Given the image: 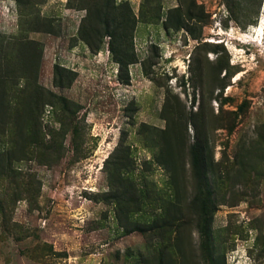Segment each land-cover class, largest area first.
<instances>
[{
  "label": "rangeland",
  "instance_id": "rangeland-1",
  "mask_svg": "<svg viewBox=\"0 0 264 264\" xmlns=\"http://www.w3.org/2000/svg\"><path fill=\"white\" fill-rule=\"evenodd\" d=\"M42 1L0 0V264H264V0H75L68 61Z\"/></svg>",
  "mask_w": 264,
  "mask_h": 264
},
{
  "label": "crops",
  "instance_id": "crops-1",
  "mask_svg": "<svg viewBox=\"0 0 264 264\" xmlns=\"http://www.w3.org/2000/svg\"><path fill=\"white\" fill-rule=\"evenodd\" d=\"M5 4L10 11H14L16 7V0H4ZM120 1V0H119ZM130 2L132 9L135 11L137 0H126ZM43 0L40 3H36L35 6L40 9L42 16L45 18H50L53 20V23H62L63 29L62 32V56L68 60H79V59H88L91 57L104 58L105 48L102 44L99 52H93L88 44L82 40L78 35L80 31V26L82 23L87 22L88 12L86 8L80 7L77 8V1L73 0ZM66 24V25H65ZM34 36L46 38L47 35L43 33L32 32ZM52 37L51 35H49ZM76 38V39H75ZM57 39V38H56ZM74 40V41H73ZM53 43V41H52ZM56 43V41H54Z\"/></svg>",
  "mask_w": 264,
  "mask_h": 264
},
{
  "label": "trees",
  "instance_id": "trees-1",
  "mask_svg": "<svg viewBox=\"0 0 264 264\" xmlns=\"http://www.w3.org/2000/svg\"><path fill=\"white\" fill-rule=\"evenodd\" d=\"M83 40V39H82ZM89 47L91 48V50L95 53L100 51V48L102 46V43H100L98 46H93L91 43L86 42ZM117 63L120 65V72L126 70V72L128 73V68L130 65L134 64L135 62H133L132 60L130 61H117ZM195 150H197V148H199V145L196 144L195 145ZM201 157L200 155L196 154L194 155V168H195V172L196 174H201L203 173L202 171V165H201ZM211 223L212 222V217L208 218L207 217V210L206 208H204L203 214H202V227H201V234L204 236V238L209 241V238L211 236V226L209 224L208 228H205L206 223Z\"/></svg>",
  "mask_w": 264,
  "mask_h": 264
},
{
  "label": "bare ground",
  "instance_id": "bare-ground-1",
  "mask_svg": "<svg viewBox=\"0 0 264 264\" xmlns=\"http://www.w3.org/2000/svg\"><path fill=\"white\" fill-rule=\"evenodd\" d=\"M261 33V32H260ZM209 42V41H208Z\"/></svg>",
  "mask_w": 264,
  "mask_h": 264
}]
</instances>
